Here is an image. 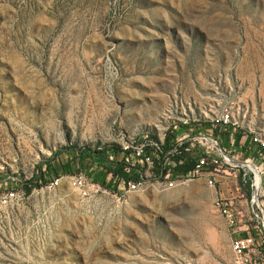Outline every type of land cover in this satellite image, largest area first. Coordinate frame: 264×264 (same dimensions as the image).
<instances>
[{
    "label": "rangeland",
    "instance_id": "obj_1",
    "mask_svg": "<svg viewBox=\"0 0 264 264\" xmlns=\"http://www.w3.org/2000/svg\"><path fill=\"white\" fill-rule=\"evenodd\" d=\"M223 110L263 158L264 0H0V264H264L232 249L254 227L234 173L170 186L120 151Z\"/></svg>",
    "mask_w": 264,
    "mask_h": 264
},
{
    "label": "built area",
    "instance_id": "obj_2",
    "mask_svg": "<svg viewBox=\"0 0 264 264\" xmlns=\"http://www.w3.org/2000/svg\"><path fill=\"white\" fill-rule=\"evenodd\" d=\"M168 110L172 111V106H169ZM235 126L236 122L233 121V115L228 110H223L214 115L209 122L198 129L189 119L180 118L177 123L172 125L171 129L164 133L165 138H160V140L145 139L138 144L130 142L123 145L120 151L127 162L130 161V158L136 157L143 162L154 163L153 155L150 153L151 147L155 149L157 156L163 155L165 139L168 133H171L173 146L167 153L186 154L195 161L190 171L176 177V182L203 179L209 187L216 188L227 172L234 173V176L238 177L239 180L236 187L237 191L245 188L250 192L249 213L254 221V227L250 232L248 231L247 235H239L238 230L234 231L237 235L233 237L232 249L237 257L243 259L256 249H264V153L261 154L263 158L257 160L255 156L246 155L242 152L243 145L239 146L240 149L234 147L232 132L236 130ZM179 130L184 133L180 137H178ZM227 136L230 137V143L226 145L225 138H228ZM252 141L264 151L263 138L253 134ZM163 175L170 181L169 185L172 186L174 182L171 181V169H168ZM74 183L82 191L88 190L83 175L75 177ZM142 185L143 182L140 180L128 179L126 181L129 191L139 190ZM216 206L232 225L236 224L237 220L232 202L220 198L217 200Z\"/></svg>",
    "mask_w": 264,
    "mask_h": 264
},
{
    "label": "trees",
    "instance_id": "obj_3",
    "mask_svg": "<svg viewBox=\"0 0 264 264\" xmlns=\"http://www.w3.org/2000/svg\"><path fill=\"white\" fill-rule=\"evenodd\" d=\"M172 134L168 133L166 139H165V152L168 151L170 148H172L173 143L171 141L172 139ZM161 158V157H160ZM158 159L157 157H153L154 160V165L157 169V171H161L163 173H166L168 169H171L172 171V178H176L179 174H184L190 171L194 164L195 161L190 158L186 154H175L172 156V161H173V166L172 167H164L163 166V159Z\"/></svg>",
    "mask_w": 264,
    "mask_h": 264
},
{
    "label": "crops",
    "instance_id": "obj_4",
    "mask_svg": "<svg viewBox=\"0 0 264 264\" xmlns=\"http://www.w3.org/2000/svg\"><path fill=\"white\" fill-rule=\"evenodd\" d=\"M242 141V140H241ZM248 227H246V228H244V229H247ZM244 234H246V233H244Z\"/></svg>",
    "mask_w": 264,
    "mask_h": 264
}]
</instances>
